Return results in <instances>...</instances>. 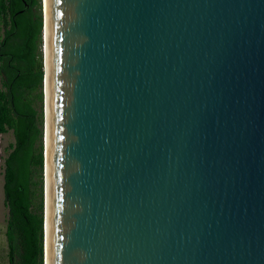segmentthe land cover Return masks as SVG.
I'll return each instance as SVG.
<instances>
[{
    "label": "water",
    "instance_id": "obj_1",
    "mask_svg": "<svg viewBox=\"0 0 264 264\" xmlns=\"http://www.w3.org/2000/svg\"><path fill=\"white\" fill-rule=\"evenodd\" d=\"M43 264H264V0H40Z\"/></svg>",
    "mask_w": 264,
    "mask_h": 264
},
{
    "label": "trees",
    "instance_id": "obj_2",
    "mask_svg": "<svg viewBox=\"0 0 264 264\" xmlns=\"http://www.w3.org/2000/svg\"><path fill=\"white\" fill-rule=\"evenodd\" d=\"M40 0H0V134L7 264H43V120Z\"/></svg>",
    "mask_w": 264,
    "mask_h": 264
},
{
    "label": "rangeland",
    "instance_id": "obj_3",
    "mask_svg": "<svg viewBox=\"0 0 264 264\" xmlns=\"http://www.w3.org/2000/svg\"><path fill=\"white\" fill-rule=\"evenodd\" d=\"M43 56V50L41 51ZM13 142L11 131L6 134H0V264H7V245L5 240V226L7 219V209L3 201V159L8 153V146Z\"/></svg>",
    "mask_w": 264,
    "mask_h": 264
},
{
    "label": "bare ground",
    "instance_id": "obj_4",
    "mask_svg": "<svg viewBox=\"0 0 264 264\" xmlns=\"http://www.w3.org/2000/svg\"><path fill=\"white\" fill-rule=\"evenodd\" d=\"M45 3V0H44ZM43 54L45 56V62H46V45L43 46Z\"/></svg>",
    "mask_w": 264,
    "mask_h": 264
}]
</instances>
